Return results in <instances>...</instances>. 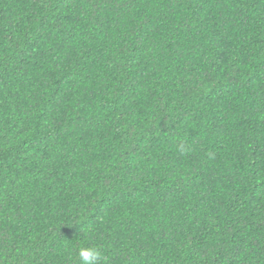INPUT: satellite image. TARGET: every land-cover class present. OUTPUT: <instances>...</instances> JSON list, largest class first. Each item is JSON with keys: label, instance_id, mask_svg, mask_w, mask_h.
Here are the masks:
<instances>
[{"label": "trees", "instance_id": "obj_1", "mask_svg": "<svg viewBox=\"0 0 264 264\" xmlns=\"http://www.w3.org/2000/svg\"><path fill=\"white\" fill-rule=\"evenodd\" d=\"M264 264V0H0V264Z\"/></svg>", "mask_w": 264, "mask_h": 264}, {"label": "clouds", "instance_id": "obj_2", "mask_svg": "<svg viewBox=\"0 0 264 264\" xmlns=\"http://www.w3.org/2000/svg\"><path fill=\"white\" fill-rule=\"evenodd\" d=\"M100 253L95 247H81L78 252L81 264H96Z\"/></svg>", "mask_w": 264, "mask_h": 264}]
</instances>
